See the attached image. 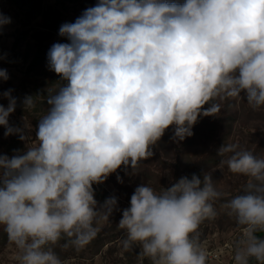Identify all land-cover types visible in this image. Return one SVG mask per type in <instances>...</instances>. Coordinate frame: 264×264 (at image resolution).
I'll return each instance as SVG.
<instances>
[{"label": "clouds", "instance_id": "1", "mask_svg": "<svg viewBox=\"0 0 264 264\" xmlns=\"http://www.w3.org/2000/svg\"><path fill=\"white\" fill-rule=\"evenodd\" d=\"M7 23L0 13V28ZM59 35L67 43L50 47L47 67L62 83L23 100L25 110L37 98L48 106L37 143L0 155V227L19 264H65L54 251L61 240L65 249L86 246L118 204L113 196L98 206L93 185L121 166L136 169L169 128L179 142L198 118L220 111L218 101L264 107V0H98ZM8 78L0 68V80ZM11 93L0 94L8 100L0 126L29 142L9 125ZM218 154H229L221 165L248 178L243 194L224 205L243 229L234 264H264V157L235 144ZM223 195L209 173L159 192L137 186L118 223L123 248L139 247L151 264H208L198 229L216 218Z\"/></svg>", "mask_w": 264, "mask_h": 264}, {"label": "rangeland", "instance_id": "2", "mask_svg": "<svg viewBox=\"0 0 264 264\" xmlns=\"http://www.w3.org/2000/svg\"><path fill=\"white\" fill-rule=\"evenodd\" d=\"M97 2L98 0H0V13L10 18V23L0 28V68L6 69L9 76L7 80H0V94L12 90L11 95L16 98L17 103L15 111L9 116V125L32 137L26 142L19 138V133L5 136L6 129L0 126V151L4 149V140L12 142L16 150L21 152L37 143L35 133L38 120L46 113L48 106L45 98H37L35 109L25 110L23 100L26 96L46 97L49 92L56 90V85H52L50 81L54 72L47 67V57L40 67L32 65L37 54L36 36L44 37L47 29L42 26L41 18L29 16L28 13L38 10L40 5L42 13L49 7L57 8L63 20H76L86 8L95 6ZM63 38L54 34L49 39L51 41H45V44L51 47ZM241 101H245L247 105L245 119L242 118V121L233 127L229 136L223 137L218 132L212 139H205L203 134L207 128L197 123L192 129V145L188 148L184 145L188 137L177 142L172 139L173 131L169 128L161 137V143L153 147V156L142 160L136 169L121 166L103 183L94 184V198L98 206L114 196L118 201L117 210L113 211L108 220L100 219L97 234L83 248L65 249L62 247L64 240L54 246V251L65 264H151L148 258L138 255L139 247L128 250L123 248L121 241L125 232L118 226L122 210L130 206L131 195L137 186L145 183L159 192L162 187H170L181 177L187 176L186 169L198 159L207 156L213 163L206 164L203 174H211L217 189L224 195L214 204L218 213L216 218L206 220L200 225L199 239L208 253L218 254L217 259L209 256L208 264H234V248L243 229L234 217L228 215L224 205L233 197L243 194L248 178L231 173L227 165L222 166L221 160L227 159L229 154L221 156L218 149L223 144H235L239 149L249 150L258 157H264V118L257 113L264 110V107L253 109L244 98H238L237 104ZM0 104L8 106V100L2 95ZM22 112H27L29 117ZM215 115L208 117L214 119ZM176 164L180 167L176 168ZM117 177H120L122 182H119ZM17 255V248L7 237L0 252V264H19Z\"/></svg>", "mask_w": 264, "mask_h": 264}, {"label": "trees", "instance_id": "3", "mask_svg": "<svg viewBox=\"0 0 264 264\" xmlns=\"http://www.w3.org/2000/svg\"><path fill=\"white\" fill-rule=\"evenodd\" d=\"M28 1V0H22ZM32 1V0H29ZM41 6L39 5L38 10H34L28 13L29 16H35L36 18H41L43 20L42 26L47 29L45 32V36H36L38 39L37 43V54L33 60V67H40L42 63L45 61L47 57L48 47L45 41L49 40L51 36L54 34H59V28L64 23H72L75 20H63L61 12L57 8L49 7L47 11L42 13ZM59 43H67L66 38L64 37ZM50 81L52 85H56V89L60 86L62 82H60V77L53 73L50 76ZM38 90V88H36ZM221 105V109L219 112L215 113L214 119L210 117H200L198 118V122L200 126L206 127V131L204 132L205 139H212L219 132L223 137H227L231 134L234 126L237 125L238 122L242 121L244 118V112L246 111L247 105L245 101H241L240 104H237V99H228L224 101H218ZM24 115L29 117L27 112H22ZM257 113L264 118V110L257 111ZM245 119V118H244ZM196 123V124H197ZM203 125H202V124ZM202 131V128H200ZM193 135L186 138L184 145L186 147H191V140ZM161 139L158 141V144L161 143ZM4 149L0 151V155H7L11 157L15 154L16 148L12 144V142H7V140L3 141ZM20 151V150H19ZM21 152V151H20ZM213 163V160L210 159L209 156L198 159L196 163H193L186 170L187 177L190 179L193 174H196L199 177H202L203 172L205 171L204 167L206 164ZM176 168H179L180 165L176 164ZM259 235L264 236V233H259ZM7 241V234L4 231L0 232V252L2 247L5 245ZM252 264H256L255 261H252Z\"/></svg>", "mask_w": 264, "mask_h": 264}, {"label": "built area", "instance_id": "4", "mask_svg": "<svg viewBox=\"0 0 264 264\" xmlns=\"http://www.w3.org/2000/svg\"><path fill=\"white\" fill-rule=\"evenodd\" d=\"M209 256H210V258H215V259H217L218 258V254H216V253H212V252H209Z\"/></svg>", "mask_w": 264, "mask_h": 264}]
</instances>
